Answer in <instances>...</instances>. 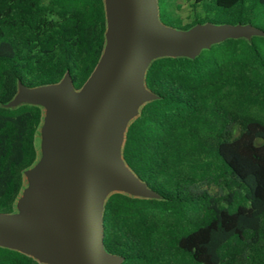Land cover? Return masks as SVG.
<instances>
[{
  "label": "trees",
  "instance_id": "trees-1",
  "mask_svg": "<svg viewBox=\"0 0 264 264\" xmlns=\"http://www.w3.org/2000/svg\"><path fill=\"white\" fill-rule=\"evenodd\" d=\"M157 1L160 22L178 31L264 33V0ZM105 32L103 0H0V214H14L38 158L43 110L7 107L18 84L49 86L68 74L79 90ZM145 87L156 98L128 126L122 159L157 198H107L105 251L121 264H264V36L156 59ZM0 264L42 263L0 247Z\"/></svg>",
  "mask_w": 264,
  "mask_h": 264
},
{
  "label": "water",
  "instance_id": "water-1",
  "mask_svg": "<svg viewBox=\"0 0 264 264\" xmlns=\"http://www.w3.org/2000/svg\"><path fill=\"white\" fill-rule=\"evenodd\" d=\"M103 2L105 47L83 86L75 90L68 74L49 86L18 84L7 104L42 108L39 130L48 153L24 172L16 201L20 211L0 214V247L42 264H121L103 245L107 198L114 193L157 198L122 159L128 126L156 98L145 87L150 63L164 57L194 59L228 39L264 36L249 25L166 27L157 0ZM24 177L36 187L23 192Z\"/></svg>",
  "mask_w": 264,
  "mask_h": 264
},
{
  "label": "rangeland",
  "instance_id": "rangeland-1",
  "mask_svg": "<svg viewBox=\"0 0 264 264\" xmlns=\"http://www.w3.org/2000/svg\"><path fill=\"white\" fill-rule=\"evenodd\" d=\"M186 9L187 8L184 9V12L182 13V17H185L187 15ZM35 145H36V149H37V153H38V159L40 160L46 153H48V149L46 146V139H45L43 133L41 132V130H39L38 135L35 139ZM38 186H39L38 188L42 187L41 185H38ZM35 187H36V185H34L31 181H29L28 178L24 177V191L23 192L30 191V190L34 189ZM23 192H22V194H23ZM21 196H20V198H21ZM15 210H16V212L20 211L18 203H16Z\"/></svg>",
  "mask_w": 264,
  "mask_h": 264
}]
</instances>
